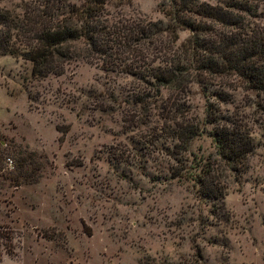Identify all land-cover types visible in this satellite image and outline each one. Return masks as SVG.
Masks as SVG:
<instances>
[{"label":"rangeland","instance_id":"1","mask_svg":"<svg viewBox=\"0 0 264 264\" xmlns=\"http://www.w3.org/2000/svg\"><path fill=\"white\" fill-rule=\"evenodd\" d=\"M21 1L0 6L17 11ZM237 1L251 6L248 21L264 24V0ZM163 3L105 0L104 7L109 18L164 21ZM177 34L181 41L189 30ZM29 67L0 55V264H264V111L251 91L234 84L224 87L229 101L208 99L246 125L253 149L238 171L218 159L207 133L190 140L189 158L213 162L220 196L212 206L191 179L165 171L176 164L160 154L159 142L172 139L157 138L165 122L156 106L167 89L142 121L126 126L120 116L137 91L133 76L80 60L42 78ZM205 99L191 83L187 108L199 122ZM142 139L153 142L145 161L112 159L115 148L133 151ZM180 163L182 173L187 161Z\"/></svg>","mask_w":264,"mask_h":264},{"label":"trees","instance_id":"2","mask_svg":"<svg viewBox=\"0 0 264 264\" xmlns=\"http://www.w3.org/2000/svg\"><path fill=\"white\" fill-rule=\"evenodd\" d=\"M104 3L23 0L17 11L0 6V55L27 60L34 78L60 74L69 62L78 60L133 76L137 91L123 100L128 108L120 116L126 126L142 121L149 105L159 99V89H167L156 106L158 117L165 122L157 138L172 139L169 145L159 142L160 154L176 164L166 166L165 171L170 178L191 179L198 196L215 206L220 187L213 162L208 157L189 158L188 146L193 137L205 132L219 160L234 172L243 166L253 149L246 125L234 116L222 115L208 99L229 101L224 87L236 84L251 91L254 105L264 111V24L248 21L246 17L253 15L251 6L237 0L220 4L164 0V21L118 12L109 18ZM180 28L189 34L178 41ZM191 83L206 95L200 122L187 108ZM137 144L133 151L115 148L112 159L124 164L133 159L145 161L153 142L142 139ZM180 161H187L182 173Z\"/></svg>","mask_w":264,"mask_h":264}]
</instances>
